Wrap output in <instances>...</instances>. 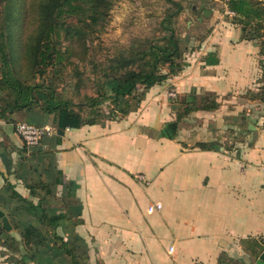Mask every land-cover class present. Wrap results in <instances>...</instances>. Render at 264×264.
I'll return each instance as SVG.
<instances>
[{"label":"crops","instance_id":"1","mask_svg":"<svg viewBox=\"0 0 264 264\" xmlns=\"http://www.w3.org/2000/svg\"><path fill=\"white\" fill-rule=\"evenodd\" d=\"M220 17L124 117L60 128L39 109L0 116L3 238L20 243L0 241V264H264V101L248 96L264 87V58ZM19 121L57 132L29 147ZM153 202L163 208L148 212ZM30 225L41 235L21 263Z\"/></svg>","mask_w":264,"mask_h":264},{"label":"trees","instance_id":"2","mask_svg":"<svg viewBox=\"0 0 264 264\" xmlns=\"http://www.w3.org/2000/svg\"><path fill=\"white\" fill-rule=\"evenodd\" d=\"M115 1L0 0V116L39 109L53 115L60 128L94 123L102 118H121L140 107L150 88L184 69L187 59H180L185 50L177 38V26L170 21L179 16L183 6L171 0L177 9L165 18L168 24L162 23L167 31V44L140 42L125 53L117 52L111 56L104 74V86L86 101L76 102L60 96L54 82L64 76L68 65H74L72 58L83 62L84 51L87 52L92 43L99 42L98 35L106 25L102 21L109 15ZM226 1L236 13L242 37L258 40L261 56H264V1ZM207 56L206 63H218L215 52ZM251 95L253 99L264 101V87L262 92ZM104 101L110 102L109 108H102ZM205 104L206 108L218 106L215 101ZM86 106L90 109L85 110ZM42 218L53 225L60 216L43 212ZM6 232L0 224V241L8 242L19 251L20 243L15 237L3 238ZM51 234L56 235L53 229ZM40 235L34 225L22 231L26 253L22 252L21 263L34 258L29 248ZM63 244L73 255L67 243L63 241Z\"/></svg>","mask_w":264,"mask_h":264},{"label":"rangeland","instance_id":"3","mask_svg":"<svg viewBox=\"0 0 264 264\" xmlns=\"http://www.w3.org/2000/svg\"><path fill=\"white\" fill-rule=\"evenodd\" d=\"M175 1L183 6L179 16L170 19L177 26V38L185 50L180 60L187 59V54L197 47L205 34L210 33L211 19L215 12L225 22L238 23L236 13L228 7L226 0ZM176 9L171 0H116L109 15L102 21L106 25L98 35L99 42L88 46L87 52L84 49L83 62L76 57L72 58L74 65H68L64 76L54 82L59 88L60 96L72 98L76 102L86 101L88 97L96 96L104 86V74L111 56L117 52L125 53L128 48L140 42L167 44V31L162 23L168 24L165 18ZM205 9L211 11L208 16H204ZM259 92L262 90L253 94ZM251 94L248 92L250 98ZM104 102L102 108H109L110 102ZM86 107L85 110L90 109L89 106Z\"/></svg>","mask_w":264,"mask_h":264},{"label":"built area","instance_id":"4","mask_svg":"<svg viewBox=\"0 0 264 264\" xmlns=\"http://www.w3.org/2000/svg\"><path fill=\"white\" fill-rule=\"evenodd\" d=\"M176 91L171 90L169 96L176 97ZM16 131L29 147H36L40 145L41 141L48 135H52L57 132V128L51 124L38 125L30 121H19L16 125ZM142 179L143 175H139ZM163 208L161 202H153L148 206V212L153 213L160 211Z\"/></svg>","mask_w":264,"mask_h":264},{"label":"water","instance_id":"5","mask_svg":"<svg viewBox=\"0 0 264 264\" xmlns=\"http://www.w3.org/2000/svg\"><path fill=\"white\" fill-rule=\"evenodd\" d=\"M210 13H211L210 10L208 9L204 10V16H208ZM173 127H176V126L174 125ZM0 219L2 221V227L6 231H10L12 229V225L10 223L8 216L1 208H0ZM261 258L264 259V252L262 253Z\"/></svg>","mask_w":264,"mask_h":264}]
</instances>
